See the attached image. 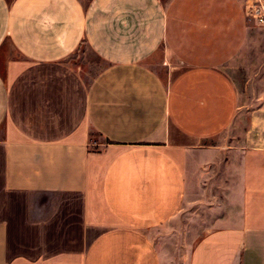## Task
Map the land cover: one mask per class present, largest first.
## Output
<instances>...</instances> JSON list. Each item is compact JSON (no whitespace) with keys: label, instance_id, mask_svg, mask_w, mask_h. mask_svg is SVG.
Returning <instances> with one entry per match:
<instances>
[{"label":"crops","instance_id":"1","mask_svg":"<svg viewBox=\"0 0 264 264\" xmlns=\"http://www.w3.org/2000/svg\"><path fill=\"white\" fill-rule=\"evenodd\" d=\"M244 7L0 0V264H264V97L203 145L240 112L223 66L264 29Z\"/></svg>","mask_w":264,"mask_h":264},{"label":"rangeland","instance_id":"2","mask_svg":"<svg viewBox=\"0 0 264 264\" xmlns=\"http://www.w3.org/2000/svg\"><path fill=\"white\" fill-rule=\"evenodd\" d=\"M247 0H245V3ZM252 46H247L232 58L223 68L231 76L240 93V112L233 124L226 131H223L217 137L204 141L203 145H218L223 143H238L239 139L244 137V133L249 123V112L254 108V96L259 94L264 97V29L260 32L251 34ZM70 63L77 69L79 74L86 82L99 70L102 63L83 45L75 51V54L70 58ZM264 99V98H263ZM89 145H97L104 141L94 132H90ZM96 146V147H97ZM199 200V198H198ZM198 210L192 216L182 219L181 234H176V250L172 251V255L184 254V244L189 242L190 229L189 223L198 218ZM179 221V220H178ZM171 227L173 224L170 225ZM178 223L176 222L175 228ZM170 237V235H167ZM174 238V236H172ZM188 241H185V240ZM173 243V240H171ZM181 242V245L179 243Z\"/></svg>","mask_w":264,"mask_h":264},{"label":"built area","instance_id":"3","mask_svg":"<svg viewBox=\"0 0 264 264\" xmlns=\"http://www.w3.org/2000/svg\"><path fill=\"white\" fill-rule=\"evenodd\" d=\"M244 8L248 22L264 25V0H247Z\"/></svg>","mask_w":264,"mask_h":264},{"label":"trees","instance_id":"4","mask_svg":"<svg viewBox=\"0 0 264 264\" xmlns=\"http://www.w3.org/2000/svg\"><path fill=\"white\" fill-rule=\"evenodd\" d=\"M90 135H91V134L89 133V137H90ZM89 137H88V138H89Z\"/></svg>","mask_w":264,"mask_h":264}]
</instances>
